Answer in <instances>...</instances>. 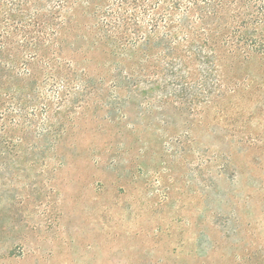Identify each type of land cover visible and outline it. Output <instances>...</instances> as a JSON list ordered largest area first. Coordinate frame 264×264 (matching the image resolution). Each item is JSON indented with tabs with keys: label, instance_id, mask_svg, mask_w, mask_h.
<instances>
[{
	"label": "rangeland",
	"instance_id": "1",
	"mask_svg": "<svg viewBox=\"0 0 264 264\" xmlns=\"http://www.w3.org/2000/svg\"><path fill=\"white\" fill-rule=\"evenodd\" d=\"M112 2L0 0V264H264V0Z\"/></svg>",
	"mask_w": 264,
	"mask_h": 264
},
{
	"label": "trees",
	"instance_id": "2",
	"mask_svg": "<svg viewBox=\"0 0 264 264\" xmlns=\"http://www.w3.org/2000/svg\"><path fill=\"white\" fill-rule=\"evenodd\" d=\"M111 4H112V5H110L111 7L115 6L116 8H119L120 6L128 5L129 2H128V0H113V2ZM203 5H205V3H203ZM111 10L112 9L109 8V10L106 12V14H107L106 17L110 16V11Z\"/></svg>",
	"mask_w": 264,
	"mask_h": 264
}]
</instances>
